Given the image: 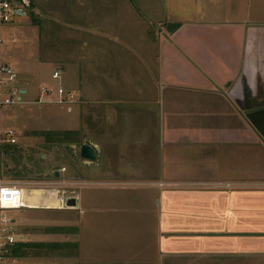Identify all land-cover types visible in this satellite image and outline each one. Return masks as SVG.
<instances>
[{"label": "crops", "instance_id": "obj_1", "mask_svg": "<svg viewBox=\"0 0 264 264\" xmlns=\"http://www.w3.org/2000/svg\"><path fill=\"white\" fill-rule=\"evenodd\" d=\"M166 1L124 13L119 0L72 1L83 54L54 70L77 96L85 77V144L109 161L85 166L139 183L237 187L153 189L130 202L147 208L137 211L152 238L117 263L264 264V188H251L264 185V23L246 31L248 0ZM248 110L259 111L256 129Z\"/></svg>", "mask_w": 264, "mask_h": 264}, {"label": "rangeland", "instance_id": "obj_2", "mask_svg": "<svg viewBox=\"0 0 264 264\" xmlns=\"http://www.w3.org/2000/svg\"><path fill=\"white\" fill-rule=\"evenodd\" d=\"M72 1L30 0L23 17H12L9 23L0 27L2 58L13 68L18 86L26 90L21 98L27 103L0 111L2 125L19 134L18 147L10 155L16 163L7 159L4 175L18 183L42 187L39 189L45 191L34 196L33 200L52 205L6 212L14 221L15 235L22 238L23 243L41 246L28 248L24 257L12 259L7 264L107 261L118 264V261L130 260L141 249L138 248L139 241L149 243L152 238L150 217L137 211L147 208L132 207L130 202L154 190L134 180L93 176L90 171L97 170L99 165L109 167L108 158L97 157L95 164L98 168H94L86 167L85 161L78 157L79 146L85 144V102L78 103L76 99L68 112L64 105L36 104L37 98L41 97L40 87L53 91L61 87L79 92L66 71L59 72L58 80L51 79L57 65H64L70 57L83 54L81 31L85 32V25H78L75 16L70 18ZM139 1L142 2L119 0L124 5L122 13L127 6L140 8ZM153 2L160 6L168 3L166 0ZM248 3L246 31L264 23V0H248ZM146 16L143 14V19L151 25ZM132 24V20L125 17V27ZM95 28L92 34L97 32ZM97 60L98 57L94 62ZM24 65L28 69H24ZM79 80L84 85L77 97H85V77L81 76ZM40 132H73L74 135H61L58 141L45 143L37 135ZM13 173L18 175L13 176ZM75 196L78 208L66 209L60 203L66 197ZM55 228L62 230L54 233Z\"/></svg>", "mask_w": 264, "mask_h": 264}, {"label": "built area", "instance_id": "obj_3", "mask_svg": "<svg viewBox=\"0 0 264 264\" xmlns=\"http://www.w3.org/2000/svg\"><path fill=\"white\" fill-rule=\"evenodd\" d=\"M29 6L30 0H0V27L9 23L12 17H23ZM51 79H59L58 70L52 72ZM25 91V89L18 86V81L12 67L3 60L0 41V111L11 106L19 107L27 104L21 98V95L25 94ZM39 91L41 97L37 98L36 104L64 105L67 112L69 111V107L75 103L77 97L75 92L64 90L61 87L56 88L54 91L50 88L40 87ZM50 97H54V99ZM18 143L19 134L10 127H4L0 120V264H7L9 261H13L15 258H13L12 254L16 245L23 243L22 238L15 235L14 221L6 215V212L28 209L23 204L22 191L42 188L34 184L18 183L14 179L7 178L4 175V165L7 156L13 149L18 147ZM144 186L151 189H188L196 187L229 189L237 187L236 185L227 183L211 185L172 182H146ZM251 188H264V185H254ZM62 201L60 200L61 203H63Z\"/></svg>", "mask_w": 264, "mask_h": 264}, {"label": "water", "instance_id": "obj_4", "mask_svg": "<svg viewBox=\"0 0 264 264\" xmlns=\"http://www.w3.org/2000/svg\"><path fill=\"white\" fill-rule=\"evenodd\" d=\"M229 98L231 99V101H233V104L235 105V107H237V109L240 110L241 107H239L238 104L233 100V97H229ZM258 113L259 111H256V110H248V111L243 112L244 118L255 129H256V125L258 124L257 123ZM78 157L79 159L83 161H87V162H94L96 159L94 150L87 144H81L79 146ZM54 177H57V172H54ZM63 207L66 209H75L76 199L74 197H66L63 201Z\"/></svg>", "mask_w": 264, "mask_h": 264}, {"label": "trees", "instance_id": "obj_5", "mask_svg": "<svg viewBox=\"0 0 264 264\" xmlns=\"http://www.w3.org/2000/svg\"><path fill=\"white\" fill-rule=\"evenodd\" d=\"M177 26L176 25H171V27H169L168 29H169V32H171V31H173L175 28H176ZM37 135L38 136H40V137H42V139H43V141L45 142V143H48V142H54V141H58V139H59V136H61V135H74V133L73 132H65V133H59V132H40V133H37ZM15 151V149H13L9 154H8V160L12 163V164H15L16 162V160L15 159H13V157H11L10 155L13 153ZM10 158V159H9ZM16 175H18V173L16 174V173H13V176H16ZM7 178H10V177H8L7 176ZM10 179H14V178H10ZM57 230H62V229H60V228H55V229H53V232L55 233V232H58ZM38 246H40V245H32V244H26V243H19V244H17L16 245V248L14 249V251H13V254H12V256H13V258H15V259H18V258H22V257H24L27 253V249L28 248H30V249H28V250H31L32 248H34V247H38ZM41 247V246H40ZM51 247V246H50ZM48 248V247H47Z\"/></svg>", "mask_w": 264, "mask_h": 264}, {"label": "bare ground", "instance_id": "obj_6", "mask_svg": "<svg viewBox=\"0 0 264 264\" xmlns=\"http://www.w3.org/2000/svg\"><path fill=\"white\" fill-rule=\"evenodd\" d=\"M43 191H45V190L32 189L29 191H22V201H23L24 206L28 209H39V208H43L44 206H46V205H44V203L36 202L33 200L34 196L36 197L37 195L38 196L41 195L43 193ZM46 192H48V191H46ZM51 206L52 205H47L46 207H51Z\"/></svg>", "mask_w": 264, "mask_h": 264}]
</instances>
